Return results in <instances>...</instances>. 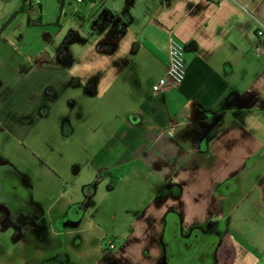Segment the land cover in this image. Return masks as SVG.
Returning a JSON list of instances; mask_svg holds the SVG:
<instances>
[{
	"label": "crops",
	"instance_id": "1",
	"mask_svg": "<svg viewBox=\"0 0 264 264\" xmlns=\"http://www.w3.org/2000/svg\"><path fill=\"white\" fill-rule=\"evenodd\" d=\"M21 1L0 0V124L27 130L24 101L53 99L61 143L69 134L91 150L90 193L109 187L88 217L114 193L113 220L132 213L128 236L101 264L147 254L158 264H263L264 52L251 47L264 0H39L2 27ZM102 10L108 24L95 33ZM170 38L182 46L183 78L152 92L166 77ZM82 128L92 135L78 141Z\"/></svg>",
	"mask_w": 264,
	"mask_h": 264
},
{
	"label": "rangeland",
	"instance_id": "2",
	"mask_svg": "<svg viewBox=\"0 0 264 264\" xmlns=\"http://www.w3.org/2000/svg\"><path fill=\"white\" fill-rule=\"evenodd\" d=\"M51 1L54 7V0ZM32 7L33 11L37 8L35 4ZM52 26L48 27H58ZM65 35L62 32L48 42L46 50L59 44ZM26 103L28 109L23 113L28 111L34 118L29 129L0 124V191L9 195L5 201L0 193V264H101V253L115 251L128 236L130 226L127 223L132 213L127 212L121 222L113 220L106 201L113 199L114 193L105 198L104 206L93 220L88 217H92L90 208L94 200L101 202L109 187L104 182L97 189L99 195L90 193V184L98 183L95 173H90L85 163L91 150L85 147L86 144L77 148L72 146L74 136L69 134L67 142L61 143L66 135L56 131L58 107L55 109L53 99L39 104L24 101V105ZM44 106L48 107L47 114L39 118ZM105 134L99 132V136ZM91 135V130L82 128L77 140ZM73 156L79 157L75 165ZM27 190L28 197L25 196ZM130 205L127 202L126 208ZM75 206L76 214L73 213ZM123 213L116 211L119 215ZM57 216L58 222H55ZM89 218L91 220H87ZM221 223L220 228L224 221ZM169 224L162 236L167 256L174 252V233ZM110 243L113 249L108 248ZM151 260L152 256L147 254L140 261L141 264H158L156 257Z\"/></svg>",
	"mask_w": 264,
	"mask_h": 264
},
{
	"label": "built area",
	"instance_id": "3",
	"mask_svg": "<svg viewBox=\"0 0 264 264\" xmlns=\"http://www.w3.org/2000/svg\"><path fill=\"white\" fill-rule=\"evenodd\" d=\"M30 3H38L39 0H28ZM81 1V0H77ZM210 3H216L219 0H207ZM253 44L251 47L252 53L259 55L264 52V24L258 23L253 31ZM168 50V65L166 70V77L158 79L152 86V92H160L166 88L176 90L178 83L183 78L184 65L182 62V46L174 38L169 40ZM108 248L113 249L112 243ZM264 264V262H263Z\"/></svg>",
	"mask_w": 264,
	"mask_h": 264
},
{
	"label": "water",
	"instance_id": "4",
	"mask_svg": "<svg viewBox=\"0 0 264 264\" xmlns=\"http://www.w3.org/2000/svg\"><path fill=\"white\" fill-rule=\"evenodd\" d=\"M109 15L105 10L100 11L91 21L89 28L95 33H100L108 24Z\"/></svg>",
	"mask_w": 264,
	"mask_h": 264
},
{
	"label": "trees",
	"instance_id": "5",
	"mask_svg": "<svg viewBox=\"0 0 264 264\" xmlns=\"http://www.w3.org/2000/svg\"><path fill=\"white\" fill-rule=\"evenodd\" d=\"M30 8H32V3H30L28 0H22L21 1V6L19 8V10L17 12H15L14 14H12L8 20L2 25V27H5L9 22H11V20L14 18V16L18 13L23 12L24 10H29Z\"/></svg>",
	"mask_w": 264,
	"mask_h": 264
},
{
	"label": "flooded vegetation",
	"instance_id": "6",
	"mask_svg": "<svg viewBox=\"0 0 264 264\" xmlns=\"http://www.w3.org/2000/svg\"><path fill=\"white\" fill-rule=\"evenodd\" d=\"M16 188H14L13 190H15ZM5 191V190H4ZM6 191H8V190H6ZM2 191H0V193H1ZM2 194V196H1V199H3V200H5L6 201V198L9 196L7 193L6 194H3V192L1 193ZM25 196H29V191L27 190L26 191V193H25ZM73 211H75V208H73ZM199 238H200V236H199V234H197V233H193L192 235H191V238H190V241H192V242H196V241H198L199 240ZM187 246H188V244H187Z\"/></svg>",
	"mask_w": 264,
	"mask_h": 264
}]
</instances>
